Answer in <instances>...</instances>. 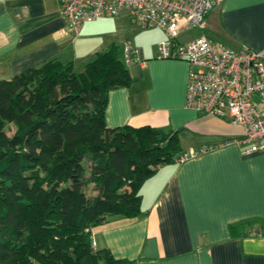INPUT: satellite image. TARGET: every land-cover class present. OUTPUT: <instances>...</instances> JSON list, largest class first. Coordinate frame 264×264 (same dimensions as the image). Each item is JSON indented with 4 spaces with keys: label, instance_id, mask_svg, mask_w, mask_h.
<instances>
[{
    "label": "crops",
    "instance_id": "1",
    "mask_svg": "<svg viewBox=\"0 0 264 264\" xmlns=\"http://www.w3.org/2000/svg\"><path fill=\"white\" fill-rule=\"evenodd\" d=\"M66 30L56 0H0V80L51 59L82 69L110 46L123 61L130 41V84L107 93L105 127L180 131L181 152L200 151L158 167L139 189L146 214L108 217L90 229L93 248L132 264H264V152L243 156L234 143L239 127L184 108L188 66L156 59L163 32L133 27L124 15L86 23L74 37ZM203 34L230 49L264 52V0H222L205 18ZM252 221L247 237H230V227Z\"/></svg>",
    "mask_w": 264,
    "mask_h": 264
},
{
    "label": "trees",
    "instance_id": "2",
    "mask_svg": "<svg viewBox=\"0 0 264 264\" xmlns=\"http://www.w3.org/2000/svg\"><path fill=\"white\" fill-rule=\"evenodd\" d=\"M129 84L115 46L81 72L51 59L0 80V264H132L92 248L90 229L145 215L140 186L182 152L180 131L105 127L107 93Z\"/></svg>",
    "mask_w": 264,
    "mask_h": 264
},
{
    "label": "built area",
    "instance_id": "3",
    "mask_svg": "<svg viewBox=\"0 0 264 264\" xmlns=\"http://www.w3.org/2000/svg\"><path fill=\"white\" fill-rule=\"evenodd\" d=\"M221 1L56 0L66 31L73 37L86 23L122 15L140 30L162 31L164 40L157 45L156 59L188 66L184 108L203 116L227 119L239 127L241 135L234 143L243 156H248L264 152V52L245 46L230 49L203 34L205 18ZM191 30L198 33L195 38L179 40L181 33ZM134 55L130 41H125V66ZM199 152H182L175 163ZM90 245L94 247L92 236Z\"/></svg>",
    "mask_w": 264,
    "mask_h": 264
},
{
    "label": "rangeland",
    "instance_id": "4",
    "mask_svg": "<svg viewBox=\"0 0 264 264\" xmlns=\"http://www.w3.org/2000/svg\"><path fill=\"white\" fill-rule=\"evenodd\" d=\"M81 68L80 69H74L75 72H81ZM12 127L7 125L6 128H5V133L9 136L11 133H12ZM87 165L84 164V167H86ZM83 192L87 195V196H90L91 192H92V189H91V186H85L83 187Z\"/></svg>",
    "mask_w": 264,
    "mask_h": 264
},
{
    "label": "water",
    "instance_id": "5",
    "mask_svg": "<svg viewBox=\"0 0 264 264\" xmlns=\"http://www.w3.org/2000/svg\"><path fill=\"white\" fill-rule=\"evenodd\" d=\"M163 147H164V145L161 146V148H163Z\"/></svg>",
    "mask_w": 264,
    "mask_h": 264
}]
</instances>
